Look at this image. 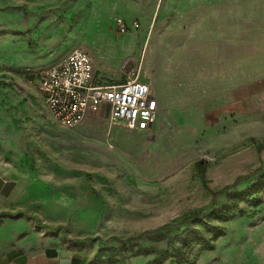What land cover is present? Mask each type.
Returning <instances> with one entry per match:
<instances>
[{"label":"rangeland","instance_id":"1","mask_svg":"<svg viewBox=\"0 0 264 264\" xmlns=\"http://www.w3.org/2000/svg\"><path fill=\"white\" fill-rule=\"evenodd\" d=\"M61 46L101 82L147 81L154 127L53 118L38 85ZM0 175L18 186L0 253L60 239L84 264H264V0H0Z\"/></svg>","mask_w":264,"mask_h":264},{"label":"built area","instance_id":"2","mask_svg":"<svg viewBox=\"0 0 264 264\" xmlns=\"http://www.w3.org/2000/svg\"><path fill=\"white\" fill-rule=\"evenodd\" d=\"M124 31L126 26L122 23ZM43 104L60 124L73 127L102 109L114 123L131 130H150L158 118V101L139 75L121 81H98L91 55L77 47L40 74Z\"/></svg>","mask_w":264,"mask_h":264},{"label":"crops","instance_id":"3","mask_svg":"<svg viewBox=\"0 0 264 264\" xmlns=\"http://www.w3.org/2000/svg\"><path fill=\"white\" fill-rule=\"evenodd\" d=\"M106 15L107 11L105 10L97 11L90 15L92 26L94 27L98 23L103 24L106 22L104 23V26L107 27L109 23L105 21ZM71 51L69 48L61 46L57 50L56 56H42V58L45 61L47 68H49L55 64H58ZM94 73L96 80H98L95 66ZM17 191L18 186L15 181L6 179L0 175V203L5 199H10ZM82 261L86 262V258H82V256H80L78 253L69 251L67 247H64L60 239L54 240L52 245L48 246L43 252L38 254L30 253L22 245L11 247L8 250L0 253V264H80Z\"/></svg>","mask_w":264,"mask_h":264},{"label":"trees","instance_id":"4","mask_svg":"<svg viewBox=\"0 0 264 264\" xmlns=\"http://www.w3.org/2000/svg\"><path fill=\"white\" fill-rule=\"evenodd\" d=\"M197 167L199 169V172L201 175H204V170H205V162L203 160L197 162ZM205 207H201L200 210L197 212V213H193L191 215L188 216V219H191V218H194L196 217L199 213H201V211L204 209ZM32 217H35L34 215H32ZM231 217V213L229 211H226V212H219L217 215H216V218L218 219H221V220H228L229 218ZM92 240H95L94 237H86V238H83V239H77L75 241H92ZM85 262L82 261L80 264H84Z\"/></svg>","mask_w":264,"mask_h":264}]
</instances>
